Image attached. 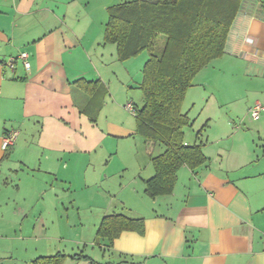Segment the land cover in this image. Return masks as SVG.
Returning <instances> with one entry per match:
<instances>
[{"label": "crops", "instance_id": "crops-1", "mask_svg": "<svg viewBox=\"0 0 264 264\" xmlns=\"http://www.w3.org/2000/svg\"><path fill=\"white\" fill-rule=\"evenodd\" d=\"M90 13L86 0H0V264L57 254L66 256L62 264H92L82 256L100 264H264V151L248 143L236 124L241 118L231 116L250 114L255 101L264 106V0H242L224 55L195 77H206L200 83L208 86L207 77L215 80L210 94L194 80L183 102L196 97L190 109L198 108L197 117L216 108L231 112L222 118L215 151L197 137L200 131L194 140L185 129L184 143L202 144L208 161L182 167L173 192L155 199L146 183L155 176L151 158L165 147L146 144L114 87L134 81L129 68L138 57L122 62L114 44L100 49ZM22 52L29 69L18 59ZM243 81L257 92L254 102L239 100ZM191 110L182 106L189 127ZM257 122L264 127V109ZM12 133L16 140L4 150ZM136 136L143 141L113 147ZM234 139L239 148L223 147ZM80 165L89 198L73 190ZM112 214L143 219V232L97 245L99 226ZM86 218L89 231L78 232Z\"/></svg>", "mask_w": 264, "mask_h": 264}, {"label": "trees", "instance_id": "trees-1", "mask_svg": "<svg viewBox=\"0 0 264 264\" xmlns=\"http://www.w3.org/2000/svg\"><path fill=\"white\" fill-rule=\"evenodd\" d=\"M241 5L242 0H132L109 8L104 39L116 46L118 60L149 54L139 86L144 105L135 107L134 115L146 144L165 147L160 156L151 158L155 176L147 181L145 192L152 199L173 192L182 167L197 169L208 161L202 144L184 143V130L191 123L182 106L197 74L224 55ZM160 36L165 37L161 49ZM143 230L141 218L108 215L99 226L96 243L111 247L123 232ZM65 258L63 254L39 257L31 264H62Z\"/></svg>", "mask_w": 264, "mask_h": 264}, {"label": "rangeland", "instance_id": "rangeland-1", "mask_svg": "<svg viewBox=\"0 0 264 264\" xmlns=\"http://www.w3.org/2000/svg\"><path fill=\"white\" fill-rule=\"evenodd\" d=\"M87 1V6L88 9L91 11L90 13V18L94 23V28H93V37L95 38L96 36L99 37V43H102V46L100 47V49H104L103 47H106L107 51H110V49H112V47H114L111 44H106L105 46H103V42H104V32H105V27H106V23L108 21V13H107V8L116 4H120L123 2H128V1H132V0H86ZM165 40L164 36H160L159 40H158V47L161 49L163 47V42ZM137 60H134V64H130V68L129 70L133 73V82L130 83V85H125L123 86L121 83V79L119 81H116L114 87H116V89L118 91H120V95H122V98H124L125 104L127 105L128 103H132L135 106L141 108L144 105V97H143V92L138 89L137 84L141 83L143 80V68L145 63L147 62L148 58H149V54L148 52H143L141 53L139 56H137ZM131 63V62H130ZM127 65V64H125ZM117 67V64L112 65V67ZM111 65L110 68L112 69ZM206 77H201L199 76V78L194 79L196 83L202 84L200 87L201 88H205L207 89V93L210 94V91L212 89L211 84L212 82L215 83V80H213L212 77H207L206 80H208L209 82V86L206 83H200L202 82ZM240 85V84H238ZM241 87H239V92H237V95L239 97V100L242 101H246L249 99H251L253 102L256 98V91L255 89H251L249 86H247L246 82L244 84V81L241 83L240 85ZM252 90V92H251ZM254 90V92H253ZM241 98V99H240ZM110 99V97H109ZM196 99V97L194 98ZM192 98H188L185 102V104L183 105V112H188L192 105L191 100H194ZM129 101V102H127ZM242 101H238L239 103V110L238 112L243 113L244 110V102ZM127 102V103H126ZM256 103V101L253 103L252 106H254V104ZM125 105V106H126ZM110 107V106H109ZM194 106L193 109L191 110L190 113V117L192 118V122H194L195 125H193L192 127H187L185 130L186 133V138H190L193 137L194 140L196 139V134L200 131L201 132V141L203 142H207L209 143L210 146V151H215V146H213L214 141L218 138V136L222 133V127H221V121L223 119H225V117L227 115H231V112L224 108L223 110H218L217 108L211 109L210 110V114H208L206 111L204 112L203 115L201 116H196L194 115V113L198 112V108ZM196 109V110H195ZM126 115L128 117H130V121L135 124V120H134V116L131 112H129L126 108ZM209 111V110H208ZM209 115V124L205 125L207 123V120L205 117H207ZM233 118H241V121L239 119H236V124L237 126L240 128V131H245L247 137H248V143H250L251 145H258L259 149L264 151V140L261 138L264 135V127L260 128V123L259 122H255V120L250 116L249 111H248V115H242L239 114L236 117V113H234L233 115H231ZM223 118V119H222ZM244 118V119H243ZM246 118V119H245ZM243 119V121H242ZM263 132L262 136L258 135V132L261 131ZM138 138L131 139L129 140V142H124L123 140H121L120 142H114L113 147L117 148V149H123L124 147L128 148V147H132L135 146V143L137 140L139 141H143L141 140V138L139 136H136ZM254 141V143H252ZM194 142V141H193ZM231 147L233 149H237L241 146V144L239 143V140L234 139L233 142H230L228 145H223V147ZM252 147V146H251ZM84 164V163H83ZM83 166H79L78 168V172L76 173V182H75V188L73 190H76V196L77 197H83V198H89L87 197L88 192L85 190L83 191V186H84V181L83 178H85L84 175V171H83ZM21 176H19L20 178ZM15 179V178H14ZM26 182V181H25ZM29 185V184H28ZM96 188H91V190L89 191L91 193V195L93 196V194H95L96 192ZM99 191V189H98ZM99 193V192H98ZM105 194H98L97 196V201L98 204L102 205V201L106 198H104ZM91 217V216H89ZM92 220L91 219H83L82 222L77 224V231H81L82 229L83 232H88L90 229V222Z\"/></svg>", "mask_w": 264, "mask_h": 264}, {"label": "built area", "instance_id": "built-area-1", "mask_svg": "<svg viewBox=\"0 0 264 264\" xmlns=\"http://www.w3.org/2000/svg\"><path fill=\"white\" fill-rule=\"evenodd\" d=\"M248 41L250 43H252L253 41L251 39H248ZM18 59H20L23 62V65L25 66L26 69L30 68V62H29V54L27 52H22ZM15 62L16 59L15 58H11L8 63L7 66L11 69L15 68ZM126 109L131 112L132 114H135V107L132 103H128L126 105ZM264 109V106L261 102H256L254 104V106L250 109V115L254 120H259L262 114V111ZM16 133H12L9 136L4 138L3 141V149L7 150L9 148V146H11L14 141L16 140Z\"/></svg>", "mask_w": 264, "mask_h": 264}]
</instances>
